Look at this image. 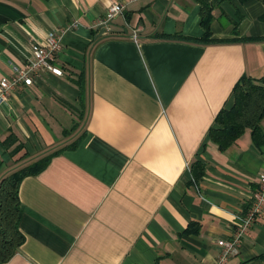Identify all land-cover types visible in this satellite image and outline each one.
Masks as SVG:
<instances>
[{
    "label": "crops",
    "instance_id": "1",
    "mask_svg": "<svg viewBox=\"0 0 264 264\" xmlns=\"http://www.w3.org/2000/svg\"><path fill=\"white\" fill-rule=\"evenodd\" d=\"M126 1L0 0V79L78 23L61 38L63 75L40 73L0 104V179L56 152L20 183L24 242L5 264H217V240L250 205L264 146L247 129L221 151L208 132L243 76L264 83L252 40L264 5L203 0L202 43L197 0H139L99 23ZM224 264H264V209Z\"/></svg>",
    "mask_w": 264,
    "mask_h": 264
},
{
    "label": "trees",
    "instance_id": "2",
    "mask_svg": "<svg viewBox=\"0 0 264 264\" xmlns=\"http://www.w3.org/2000/svg\"><path fill=\"white\" fill-rule=\"evenodd\" d=\"M201 3V25L204 35L200 42H210V23L212 21V5L203 0ZM230 1V0H226ZM243 4L249 0H237ZM264 5V0H257ZM260 20L264 24V14ZM242 40H250L242 38ZM264 41V37L252 39ZM233 103L229 108H222L214 120V125L208 132L210 141L225 151L249 129L251 140L256 147L264 146V83L243 76L232 90ZM56 152L50 153L38 160L17 167L10 174L0 179V264H5L16 254L24 242L19 230L21 209L19 205V186L27 176H35L42 172ZM203 165L195 160L190 171L194 181L203 174Z\"/></svg>",
    "mask_w": 264,
    "mask_h": 264
},
{
    "label": "built area",
    "instance_id": "3",
    "mask_svg": "<svg viewBox=\"0 0 264 264\" xmlns=\"http://www.w3.org/2000/svg\"><path fill=\"white\" fill-rule=\"evenodd\" d=\"M139 0H127L126 3L113 4L99 22L106 25L115 16L122 12L126 5ZM78 23L71 22L57 31H52L46 38L45 45H33L22 66H15L9 76L0 79V104L6 100L7 96L18 87H30L33 85L34 76L40 73L51 74L57 77L63 75L62 69L56 63L57 55L62 49L61 38L70 31L76 30ZM136 40L137 36L132 35ZM264 209V173H261L257 180V188L252 193L251 202L246 211L235 217L236 228L229 239L217 240L220 247V255L217 264H224L229 257L235 256L239 252V246L244 235L255 223L257 217Z\"/></svg>",
    "mask_w": 264,
    "mask_h": 264
}]
</instances>
